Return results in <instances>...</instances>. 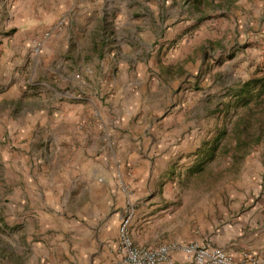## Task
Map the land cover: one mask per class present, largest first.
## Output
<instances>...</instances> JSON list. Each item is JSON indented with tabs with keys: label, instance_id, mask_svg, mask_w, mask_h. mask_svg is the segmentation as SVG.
Segmentation results:
<instances>
[{
	"label": "rangeland",
	"instance_id": "rangeland-1",
	"mask_svg": "<svg viewBox=\"0 0 264 264\" xmlns=\"http://www.w3.org/2000/svg\"><path fill=\"white\" fill-rule=\"evenodd\" d=\"M3 2L0 56L9 54L19 70L18 93L0 105V118L10 109L26 128L0 126V264L73 263L60 236H70L68 224L88 192L78 178L82 173L60 170L66 156L41 153L38 140L61 130L75 137L83 126L68 130L47 121L29 127L27 112L48 108L52 114L53 104L88 102L92 115L99 107L107 113L116 138L135 142L143 114L112 111V90L99 96L127 64L137 72L129 80L131 104L148 110L150 136L163 141L166 159L162 170H127V180L102 170L92 182L121 190L126 206L117 211L132 208L133 220L132 189L145 182L151 190L144 204L159 205L151 236H159V243H209L238 258L264 260L259 252L238 248L247 234L264 235V0ZM86 7L92 9L82 12ZM5 18L11 21L7 31ZM49 42L56 44L54 53ZM73 72L79 76L68 78ZM98 132L93 140L105 145L108 136L101 139L104 129ZM33 151L37 160L23 158ZM41 156L57 159L56 170H44ZM61 173L63 183H54ZM235 229L229 247L236 251L218 244L228 243L224 236Z\"/></svg>",
	"mask_w": 264,
	"mask_h": 264
},
{
	"label": "crops",
	"instance_id": "crops-1",
	"mask_svg": "<svg viewBox=\"0 0 264 264\" xmlns=\"http://www.w3.org/2000/svg\"><path fill=\"white\" fill-rule=\"evenodd\" d=\"M5 4L6 2L0 4V15L1 11L6 12V8L3 9ZM60 4V2H54L53 6L59 8ZM91 9L86 7L82 12H87ZM7 25V19L5 18L3 26L5 31L11 25V21ZM47 48L54 53L56 44L49 42ZM16 62L9 54L0 56V105L11 102L16 93H18L17 84L14 79V75L18 74L19 70V68L17 69L18 64ZM39 62L42 63L43 60ZM129 67L127 64L118 77L113 76V80L108 81L111 86L106 85L99 93V96L103 97V93L106 92L105 90H112L115 102V108L112 111L121 114L124 110L125 113L128 112L130 114L129 116L132 113L136 114L138 112L143 114L144 118H142V121L144 120V122L136 126L140 134L136 136L135 142L131 139L127 141L120 140L114 136L118 130H114L108 125L104 119L107 113L103 112L101 107L97 111H94L93 115L96 118L90 121L87 117L93 116V109H89L91 104L88 102L78 104L68 101L62 104H53L52 114H50L51 110L48 108H43L35 113L27 112V118L31 122L28 124L29 127L44 124L47 121H52L53 127L62 126L68 130L73 129L78 122H81V126H83L82 134L75 137L73 134H68L61 130L60 132H54L50 137L47 134L43 137L40 136V140H38L41 153L45 152L46 154L47 151H52L57 152V156H66L64 163L59 165L60 170H74L75 174L82 173L78 178L84 181L82 189L88 192L89 196L84 205L80 207L78 216L68 224L67 230L70 236H67L63 232L60 236L59 244L66 247L73 254L74 261L68 264H89L92 260L95 261V264H112V255L114 256L115 264L114 249L118 242L119 224L123 212L117 210L125 208L126 198L121 190H115L117 187L114 188L106 184L95 185L92 182V175L98 174L102 170H112V175H118L127 180L125 176L127 170H162L166 159L163 141H155L150 136L149 129L154 125L150 123V118H147L148 110L146 108L142 109L139 105L136 109V105L131 104L134 99V93L131 90L134 81L130 82L129 80L131 78L134 80L137 72L133 68L129 69ZM60 76L63 77L62 74ZM77 76L79 74L73 72L68 78L74 79ZM52 89L55 88L53 87ZM134 92H137V97L141 96L139 89H136ZM57 94L58 92H55L53 96H57ZM7 111L8 114H4L0 118V126H9L14 123L15 126H19L20 130H24L26 127L15 121L19 120L20 117H15L10 109ZM85 112H88L87 116L82 118V114H85ZM121 116L118 115V118L120 119ZM118 125L120 126L116 122V128ZM98 128L104 129L99 138L106 139L108 136V140H104L103 142L105 145H101V142L93 140L94 137L98 139V136L94 135L99 134ZM29 149H31L30 140H28ZM153 156H156L155 162L151 159ZM23 158L29 161L30 159L37 160L38 157L35 156V151H33L32 153H27V155L23 153ZM40 159L44 170H56L57 159L48 161L42 159V156ZM155 163H157L158 167H154ZM65 164L67 167H64ZM63 176H65V173H61L60 176H54V183L62 184L64 181ZM77 180L76 177L75 181ZM132 190L134 192L132 204L137 205L133 220V238L138 244L157 246L161 244L159 243V236L156 238H151V236L154 231L153 222L157 214L155 208L159 205H150L148 202L147 205L144 204L142 197L146 195L148 190H151L145 182L138 183ZM151 201L155 202L154 199ZM236 233L237 229L234 232L226 234L224 237L227 238L226 241L228 243L222 242L218 244L224 248H229L230 251H236L235 248L231 249L229 247L231 242H233L231 239L236 238ZM240 246L264 255V235L251 232L240 240L239 249L241 248ZM168 264L193 263L187 255L175 252L171 262Z\"/></svg>",
	"mask_w": 264,
	"mask_h": 264
},
{
	"label": "built area",
	"instance_id": "built-area-1",
	"mask_svg": "<svg viewBox=\"0 0 264 264\" xmlns=\"http://www.w3.org/2000/svg\"><path fill=\"white\" fill-rule=\"evenodd\" d=\"M41 43L35 45L34 51L40 52ZM134 210L128 208L121 216L118 242L115 246V264H168L175 252L187 255L193 264H264L255 256L236 257L223 248L209 243H161L157 246L138 244L132 235L131 225Z\"/></svg>",
	"mask_w": 264,
	"mask_h": 264
},
{
	"label": "trees",
	"instance_id": "trees-1",
	"mask_svg": "<svg viewBox=\"0 0 264 264\" xmlns=\"http://www.w3.org/2000/svg\"><path fill=\"white\" fill-rule=\"evenodd\" d=\"M249 84H250V83H247V84H246V87H247V85H249Z\"/></svg>",
	"mask_w": 264,
	"mask_h": 264
}]
</instances>
